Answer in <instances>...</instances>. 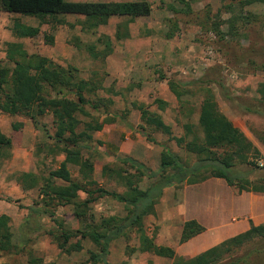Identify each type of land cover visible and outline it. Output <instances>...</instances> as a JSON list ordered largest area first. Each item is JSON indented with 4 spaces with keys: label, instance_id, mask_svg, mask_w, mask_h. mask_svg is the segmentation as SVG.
<instances>
[{
    "label": "rangeland",
    "instance_id": "374dc122",
    "mask_svg": "<svg viewBox=\"0 0 264 264\" xmlns=\"http://www.w3.org/2000/svg\"><path fill=\"white\" fill-rule=\"evenodd\" d=\"M148 1L153 8L151 15L129 22L132 37L122 41H117L115 37L117 26L123 19H110L93 35L83 33L78 25L81 18L71 15L66 16L65 20L75 25L73 29L65 26L52 31L48 25H43L42 34L38 37L19 39L12 32L13 21L20 19L26 24L37 26L38 20L0 11V62L6 58L7 43L21 42L30 54L49 57L64 67L74 66L78 68L80 77L101 83L104 89L99 91L100 96H113L115 104L111 111L116 114L114 123L127 132L122 137H118V134L110 136L108 132L99 136L95 133L90 149L84 152L94 160V177L105 188L124 191L116 182L102 177L104 165L119 163L118 157L121 156L138 158L153 171L159 169L160 154L164 147L179 154L185 161H196L195 156L188 155L168 135L149 129L145 133L140 126L141 114L133 108V103L144 104L150 111L162 115L171 126L173 136H184V126L189 123L202 136L198 122L207 88L213 90L220 110L260 151L261 156L256 158L252 155L250 161L263 167L264 100L258 88L264 83V26L260 23L248 26L240 23L238 27L242 35L236 38L227 36L225 39L215 34L213 26L214 23H221V31L227 33L229 18L247 12L263 15L264 5L254 4L242 10L239 0H202L192 3L191 14H185L180 13L186 9L180 0ZM230 4H234L232 11L227 9ZM174 23H177V29L173 37L169 38ZM44 32L54 35L53 45L45 42ZM103 35L109 36L114 43V52L105 59H94L84 46L80 49L75 45V38L80 39L82 44H92ZM113 57L116 59H111ZM169 80L180 82L190 91L182 97L181 102L171 92ZM110 90L118 95L114 96ZM157 100L166 102L167 106L161 109ZM88 109L99 120L106 116L102 111ZM247 109L256 110L257 113H249ZM84 120L89 121L90 118L84 117ZM14 125L20 128L15 129ZM0 129L13 141L11 156L3 161L0 168V215L10 217L13 242L21 248L19 253L1 254L0 264H28L32 257L41 258L44 264H83L89 259L90 252L97 248L90 240L83 239L81 251L63 252L47 234L48 230L56 227L51 218L46 215L28 217L29 208L38 199V192L24 193L17 182L18 174L22 172L56 168L62 160V156L53 160L51 157L44 158L43 154L40 159L35 155L40 144L51 143L46 138L45 129L53 131L52 116L41 118L38 126H35L29 117L11 116L0 111ZM147 135L156 143L149 142ZM119 145L125 146L127 151L120 153ZM236 167L243 171L253 168L247 164H237ZM71 169L74 177H78L77 167L71 166ZM257 176H264V171L257 173ZM146 185L147 181L141 184L143 188ZM226 186V183L220 185L212 181L189 191L185 207L193 215H198L210 229L222 227L228 222L235 224L231 219L246 212L247 199L234 195ZM81 198L85 199L87 195L81 193ZM92 207L97 218L126 214L123 205L110 196L93 202ZM56 214L70 229L81 226L69 207H59ZM146 231L148 238L155 235L154 242L157 244L159 226L156 215L146 219ZM169 243L174 242L170 240ZM139 246V238L135 233L130 235L129 240L123 237L115 240L110 247V264H172L171 260L150 252L129 253L127 250ZM237 261H241V264H264V238L235 250L218 264H234Z\"/></svg>",
    "mask_w": 264,
    "mask_h": 264
},
{
    "label": "trees",
    "instance_id": "16d2710c",
    "mask_svg": "<svg viewBox=\"0 0 264 264\" xmlns=\"http://www.w3.org/2000/svg\"><path fill=\"white\" fill-rule=\"evenodd\" d=\"M198 1L202 0H180L186 8L180 13L191 14L192 3ZM238 4L243 10L254 4L264 5V0H239ZM233 5H228L227 9L232 11ZM152 10V4L148 0H0V11L36 18L39 22L37 26H33L15 19L11 29L19 39L38 37L42 34L43 25H48L52 31L65 26L73 29L75 25L65 20L66 16L71 15L81 18L78 25L83 33L93 35L100 27L107 25L111 18L123 19L117 26L115 37L117 41H122L131 36L129 22L150 16ZM227 23V33L221 31V23H214L213 30L221 39L241 36L238 27L240 23L244 26L254 23L264 26V14L241 13L233 15ZM176 29L177 23H174L168 34L169 38L173 37ZM44 38L47 44L53 45L55 42L53 34L44 32ZM75 40L76 47L81 49L84 46L94 59H105L114 52V43L106 35L98 37L92 44H82L78 38ZM168 85L180 102L184 95L190 93L180 82L169 80ZM103 89L101 83L80 77L78 68L74 66L64 67L49 57L38 53L30 54L21 42L7 43L6 58L0 62V111L11 116L29 117L35 126H38L41 118L52 116L53 131L45 129L46 138L51 143L40 144L35 155L40 159L43 154L44 158L51 157L53 160L63 155L64 159L56 168L48 167L41 172H22L18 174L17 182L24 193L38 192V199L29 208L28 217H50L56 227L48 230L47 234L63 252L81 251V240L88 239L97 250L91 251L89 259L83 264H110L108 257L111 244L122 237L129 240L130 235L135 233L140 246L127 248L129 253L150 252L171 260L172 264H218L235 250L256 239L264 238V223L255 225L251 221L247 231L192 257L180 256L172 247L157 245L154 242L155 235L148 238L146 219L156 215V205L160 202L165 188H180L185 184L193 185L210 178H220L229 186L235 187L239 193L264 194V176H257V173L264 171V166L260 167L256 162L250 161L252 155L259 158L261 153L246 134L220 110L216 96L210 88L205 89L200 106L198 123L202 136L194 131L190 123L184 126V136H173L171 126L164 121L162 115L150 111L144 104L133 103V108L141 114L140 126L145 133L149 129L168 135L188 155L195 156L196 161H185L167 147L160 154L157 171L132 157H118L119 163L104 165L102 177L116 182L124 191L105 188L94 178V160L84 153L90 149L94 134L115 121L116 114L111 111L115 100L113 96H100L99 91ZM110 92L114 96L118 95L113 90ZM258 93L264 100V83L260 84ZM157 102L161 109L167 106L164 101ZM88 108L95 112L102 111L105 118L99 120L93 117ZM247 110L249 113H257L253 109ZM84 117L90 120L85 121ZM14 128L20 126L14 125ZM146 138L149 142L156 143L150 136L147 135ZM12 148V138L0 129V168L3 161L11 156ZM237 164H247L253 168L243 171L236 167ZM71 166L77 167L78 177H74ZM146 181L147 185L143 188L141 184ZM81 193L86 194L87 198L82 199ZM104 196H110L123 205L126 214L97 218L92 203ZM59 207H69L81 226L78 229L68 228L64 220L56 214ZM204 230V226L198 221H186L179 243L189 241ZM13 238L11 219L1 214L0 255L21 251ZM28 264L44 262L41 258L32 257ZM234 264H241V261Z\"/></svg>",
    "mask_w": 264,
    "mask_h": 264
},
{
    "label": "crops",
    "instance_id": "0c3cea01",
    "mask_svg": "<svg viewBox=\"0 0 264 264\" xmlns=\"http://www.w3.org/2000/svg\"><path fill=\"white\" fill-rule=\"evenodd\" d=\"M89 1L93 2L91 0ZM131 37L132 34L130 38ZM111 59L116 58L113 57ZM106 132H108L110 136H116L118 134V137H122L123 133L127 132V130L125 128H122L121 126H116V123H112L105 125L102 131L96 132V135H103ZM126 138L128 140V137L125 136V139ZM124 147L125 146L123 145H119L118 149L120 153H124L125 151H127V148ZM118 149L116 148L115 150ZM132 151L133 149L131 148V153ZM61 156L63 160L64 156ZM136 160H138V158ZM95 179L97 180V178ZM97 181L100 182L99 180ZM212 181H217V184L220 185L221 183L224 185L226 183V187L234 195H238L239 197H246L248 205L246 212L238 216H234L231 219V222L235 224H231L230 222H228L222 227H215L214 229H210L209 227H207V225L203 224L202 219L198 215H193V213L189 212L188 209L185 207L187 202V194L189 191L204 187ZM235 189V187L229 186L224 179L220 178H210L204 182L193 185L185 184L180 188L174 186L165 188L160 202L156 205L155 209L159 226V231L156 237L157 244L174 248L176 253L180 256L192 257L221 243L222 241L230 237L247 231L250 228L251 221L255 225L264 223V194L252 192L239 193L237 189ZM160 203L161 206L159 205ZM193 219L198 221L202 226H204L205 230L190 239L189 241L180 244L179 239L182 232L183 224L186 221ZM170 240H173L174 243H169Z\"/></svg>",
    "mask_w": 264,
    "mask_h": 264
}]
</instances>
